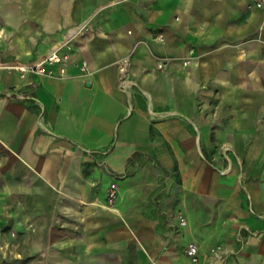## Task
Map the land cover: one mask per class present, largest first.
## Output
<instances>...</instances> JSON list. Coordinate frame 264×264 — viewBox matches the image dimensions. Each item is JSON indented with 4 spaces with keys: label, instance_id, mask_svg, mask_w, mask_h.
I'll list each match as a JSON object with an SVG mask.
<instances>
[{
    "label": "crops",
    "instance_id": "crops-1",
    "mask_svg": "<svg viewBox=\"0 0 264 264\" xmlns=\"http://www.w3.org/2000/svg\"><path fill=\"white\" fill-rule=\"evenodd\" d=\"M254 1L0 0V264H264Z\"/></svg>",
    "mask_w": 264,
    "mask_h": 264
},
{
    "label": "built area",
    "instance_id": "built-area-1",
    "mask_svg": "<svg viewBox=\"0 0 264 264\" xmlns=\"http://www.w3.org/2000/svg\"><path fill=\"white\" fill-rule=\"evenodd\" d=\"M254 4L257 7H261L264 10V0H255ZM155 38L157 40H162L160 36H156ZM65 58L66 56L60 55L57 51H53L38 62L28 63V64L5 65L4 67L7 70L15 69L20 77H25L29 73L44 74L49 66L53 65L54 63H58L64 60ZM161 66L162 64L160 63L159 67ZM120 70H123V67H120ZM116 199H117V186L115 183H111L107 190L106 201L110 206H112L114 205ZM179 220L181 224H185V219L181 215L179 216ZM185 254L192 262H197L199 259V249L197 244L189 243L185 248Z\"/></svg>",
    "mask_w": 264,
    "mask_h": 264
}]
</instances>
